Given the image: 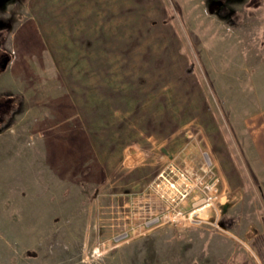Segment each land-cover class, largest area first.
Returning <instances> with one entry per match:
<instances>
[{
	"label": "rangeland",
	"instance_id": "374dc122",
	"mask_svg": "<svg viewBox=\"0 0 264 264\" xmlns=\"http://www.w3.org/2000/svg\"><path fill=\"white\" fill-rule=\"evenodd\" d=\"M0 264H264V0H0Z\"/></svg>",
	"mask_w": 264,
	"mask_h": 264
},
{
	"label": "built area",
	"instance_id": "2783aa9c",
	"mask_svg": "<svg viewBox=\"0 0 264 264\" xmlns=\"http://www.w3.org/2000/svg\"><path fill=\"white\" fill-rule=\"evenodd\" d=\"M124 235L123 234H117L113 237L114 241H117L118 239L122 238Z\"/></svg>",
	"mask_w": 264,
	"mask_h": 264
},
{
	"label": "trees",
	"instance_id": "16d2710c",
	"mask_svg": "<svg viewBox=\"0 0 264 264\" xmlns=\"http://www.w3.org/2000/svg\"><path fill=\"white\" fill-rule=\"evenodd\" d=\"M258 246H260V245H258Z\"/></svg>",
	"mask_w": 264,
	"mask_h": 264
}]
</instances>
